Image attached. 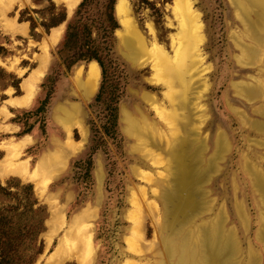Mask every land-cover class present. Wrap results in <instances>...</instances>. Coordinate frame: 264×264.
<instances>
[{
	"label": "rangeland",
	"instance_id": "obj_1",
	"mask_svg": "<svg viewBox=\"0 0 264 264\" xmlns=\"http://www.w3.org/2000/svg\"><path fill=\"white\" fill-rule=\"evenodd\" d=\"M51 1L64 9V29L80 0L68 16L67 0ZM124 1L127 18L143 42L131 50L123 42L129 34L115 17L114 5L112 15L118 26L111 37L95 26L102 20L100 9L91 5L86 13L91 28H96L94 37L107 46L103 95L111 91L116 95V131L107 135L102 128L105 104L94 99L100 73L91 93L86 95L88 86L84 87L87 65L95 61H79L64 71L55 65L63 30L56 41L51 38L61 24L44 32L37 22L47 14L41 17L29 10L42 9L46 0H0V184L8 181L12 191L1 193L0 202L22 200L21 185L31 184L33 197L43 206V229L28 249L33 251L40 243V251L31 264H179L185 256L180 253L183 243L191 247L188 257L194 260L187 264H195L204 251L201 236L204 239L205 231H214L212 224L219 220L221 237H231L235 244L236 264H247L249 259L254 264L252 254L257 264H264V244L255 237L257 233L261 238L264 202L246 169L253 166L264 179V135L251 131L256 130L255 121L264 118V43L253 41L256 32L247 23L250 17L239 11L234 0ZM254 2L247 6L253 8ZM22 8L27 11L24 15L36 20L34 37L28 33V22L17 20ZM249 48L257 49V58L250 62ZM185 62L189 72L183 70L177 77L173 69ZM2 70L19 78L17 91ZM49 74L52 82L46 79ZM35 79L28 103L14 106L15 100L28 96ZM41 83L46 84L43 89ZM48 87L44 111L21 115L33 110ZM243 88H259L262 103L248 101L241 94ZM182 102L188 103L185 111L178 106ZM62 106L72 112L68 121L56 113ZM122 109L136 119L138 113L144 115L142 128L124 131ZM185 114L191 124L187 139L205 146L202 169L213 162L216 141L225 144L200 188L206 205L183 225L176 252V244L169 243L173 230L164 227L168 202L161 196L175 190L171 181L178 172L172 168L169 150L186 133ZM251 116L254 129L247 124ZM23 129L28 131L22 133ZM13 148L19 150L17 156H10ZM43 155L56 156V165L47 172L38 168ZM22 162L25 174L17 169Z\"/></svg>",
	"mask_w": 264,
	"mask_h": 264
},
{
	"label": "bare ground",
	"instance_id": "obj_2",
	"mask_svg": "<svg viewBox=\"0 0 264 264\" xmlns=\"http://www.w3.org/2000/svg\"><path fill=\"white\" fill-rule=\"evenodd\" d=\"M78 1L79 0H67L66 1L67 16L70 15V13L74 9V7H75V5L77 4ZM234 1H235L236 6L238 7L239 11L244 13L245 16L250 17V19L247 20L248 21L247 23L256 32L255 35L252 34L253 41L255 39L258 42V44H263L264 43V0H252V1H255L254 4L252 5L253 8H250L249 6H247V4L248 5L250 4L251 0H234ZM184 5L187 6L186 4H184ZM180 10H181V8H180ZM187 11L188 10H186V12ZM114 14H115V17L119 20V22H121L123 24V27L125 28L126 32H128L127 34H129L127 36L124 35L125 37L123 35H121V37L123 36L122 39H123V42H124L126 48L131 50L137 44H138L139 47L142 46L143 45L142 39H140L138 37V35L135 32V30L132 28V25L130 24L129 19L127 18L129 16L128 15V8H127V5H126L124 0H117L116 1L115 5H114ZM181 18H182V16H181ZM182 20H181V23L184 24L186 21L184 19L183 21H185V22H182ZM62 30H63V23L60 25V27L57 30H55L52 33V37L51 38H52L53 42L56 41L59 38ZM259 32H261V33H259ZM122 49H123V47H122ZM136 53H138V52H136ZM247 55L250 58L249 62L253 61V59L257 58V49L256 48H252V49L249 48L248 51H247ZM134 56L135 55L133 54V57ZM133 61H135V60H133ZM87 68L88 69H87V72H86V80L84 82V87H86V85L88 86L87 87V91H86V95H88L89 93H91L95 89V87L97 85L98 76H99V67H98V65L95 62H90L87 65ZM161 70H163V69H160V71ZM183 70H188L187 72H189L190 66L188 65L187 62H185L183 64V66H181V67H178L176 65V67L173 69V72H174V74H177V77H178V74H180ZM166 72H169V71H166ZM166 72H164V75H165ZM166 75H167V73H166ZM166 75H165V77H168ZM181 76H182V74H181ZM37 81H38V79L37 80L35 79L34 84H33L34 87H32L33 89L31 90V92H29L28 96L25 97V98H20L18 100H15V102H13L14 106L21 107V106H24V105H26L28 103V101H29V99H30L35 87H36V82ZM178 83L180 84V82H178ZM165 84L167 85V83H165ZM235 88H236V85H235ZM260 92L261 91L259 90V88H243V89H241V94L248 101L253 102V103L254 102H258V101L262 103V101H261L262 100V94H260ZM176 98H177V96H176ZM181 98L182 97H180L179 99H181ZM144 101H146V100H144ZM175 101H177V100H175ZM169 102H171V100H169ZM151 104L155 105L153 103H151ZM177 104H176V106H177ZM178 106H179L180 109H183L185 111L188 108V103L187 102H182ZM155 108H157V105H156ZM55 110H57L56 113H58V114L63 116V118H64L63 120H65V121H68V120H66L67 119L66 117L68 116V114L72 113V112L69 111V109H67V108H65L63 106L62 107H57ZM121 112H122L120 114L121 115V119H120L121 120V125H122L123 130L126 131V132H133L134 133V130H136V129L138 130V127L141 126L142 121H145L143 119V118H145V117H143L144 115L142 116L140 113H138V116H137L138 118L136 119L135 115L130 114L126 109H122ZM189 112H188V114H190ZM262 116L264 117V113L262 114ZM248 121H249V123L247 122V124H249L250 128L252 129L253 128L252 116L248 118ZM150 122L148 121L147 123L149 124ZM185 122H187V123L182 125L183 126V132L184 133L186 132L184 137L179 138L177 140L174 139L175 141H174L171 149L169 148L170 149L169 150V154H170L171 158L173 159L172 168L175 167V171L178 172L177 173L178 174L177 177H175L176 175L174 174L175 175L174 176V180L171 181V183L174 185V188H175L176 191L173 190L170 193H165V194H163L161 196L163 200L168 202V203H166L167 204L166 207H169V208H167L168 212L166 213V217L164 218V220H165L164 221V227L166 228V226L169 225L170 228L173 230L171 232L172 236L169 239V243L172 244V247H173L174 244H176L175 245L176 252H178V245H177L178 244V240L177 239H178L179 236L183 235V233H182L183 231L182 230H181L182 232L181 231H176L175 228H174V226L179 221L177 218H179L178 216L181 215L180 214L181 213V208H187V206H188V209H187L188 211L187 212H190V214H192L191 216L189 215V217H188V215L186 216V220L184 222L188 224L190 222L191 218L193 216H197L199 210L203 206L206 205V204L203 205V203H202L204 201L203 190H201L202 186H203V181H205L206 176H209L208 174L213 169H215V167L217 165L216 164L217 160H218V158L221 155L220 153L221 152L223 153V151H221V149L223 148V146L225 144L224 141L222 142L220 139H218V141H216L215 144H216L217 147L215 146V150L213 152V155H214V159L212 160L213 162L209 165V167H207V169H202L201 165L203 163L202 158L204 156L205 146L201 145L200 143L190 142L191 140L187 139V137H186L187 134L190 135L189 134V130L190 129H188V126L191 125V124H189L190 123L189 115L187 116V121L185 120ZM254 127H255L256 130H251V131H255V132L257 131L256 133L258 135H264V118H262L261 120L260 119L256 120L255 123H254ZM140 128H142V127H140ZM144 131L146 132V130H144ZM155 131H156V129H155ZM192 137H195V136H192ZM196 138H198V137H196ZM262 145L264 147V143ZM11 147H13V145L10 146V148ZM7 148H9V147H7ZM165 148H166V146H165ZM10 150H11L10 151V153H11L10 156H12V155L13 156H17V154L19 152V150L17 148H15V149L13 148V150L12 149H10ZM50 155H43V157L40 159V161L38 163V168L40 170H42L43 172H47V170L49 169L50 166L56 165V156L55 155L50 156ZM59 159H60V157H59ZM204 164H206V163L204 162ZM204 166H206V165H204ZM17 169L19 171H21L23 174L28 172L27 168H26V165L23 162H22L21 165H19V168H17ZM246 169H247L249 175H251V177H252L251 179L253 180V182H252L253 183V187H255L257 190H259L261 192L262 197H263L262 201L264 202V179L262 178V175L259 173V171H257L251 165H247ZM34 174H35V172H34ZM27 175H29V174H27ZM190 186L194 187V191H193L192 188H189ZM200 199H201V201H200ZM195 201H197V202H195ZM198 201H200V202L198 203ZM262 204H264V203H262ZM190 206H191V208H190ZM183 217H181L179 219H183ZM220 222H221V220L217 221L214 225L212 224L211 229L214 230V231H211L212 233L208 232V231L204 232V234H203L204 235V239L201 236L202 248H204V251L202 249V253L199 254L200 256L198 255L199 256V261L198 260L195 261L194 262L195 264H236L237 263L235 261L236 259H234L235 254L237 253L235 251V247H234L235 244H234V242H232L233 240H231V237H226L225 238V235L223 236L224 238L221 237V235H220L221 223ZM173 237H174V239H173ZM188 238H189V236H187V240H188ZM261 238L264 240V222L262 224ZM189 241L191 242V240H189ZM197 244L199 245V243H197ZM196 247H198V246H196ZM190 248L191 247L189 245H187L186 243H183V246L181 247V252L180 253L183 255V253L185 252V256H187V257H185V256L182 257L181 260L179 261V264H187L188 263L187 261L193 263L194 260H192L190 257H188L189 253H188L187 250H189ZM176 252H173L172 254L177 256ZM191 254L193 255V253H191ZM174 259H175V257H174ZM249 261L248 262L246 261L247 264H252L251 259H249ZM175 264H177V263H175Z\"/></svg>",
	"mask_w": 264,
	"mask_h": 264
},
{
	"label": "trees",
	"instance_id": "obj_3",
	"mask_svg": "<svg viewBox=\"0 0 264 264\" xmlns=\"http://www.w3.org/2000/svg\"><path fill=\"white\" fill-rule=\"evenodd\" d=\"M46 3L47 5L42 9H29L31 12H38L41 17L44 13L47 14L46 17H43L37 22L44 32H47L52 26L59 23L62 24L65 17L64 9L56 7L51 0H46ZM91 5H95L97 10H101L102 20L95 26L101 27L103 36L111 37L114 29L117 28L118 23L112 15L114 0H80L70 19L65 22L64 31L55 49V55L57 57L55 65L62 66L63 70L66 71L71 65L79 61H95L97 63L100 81L94 99H101L105 104L104 106L107 112L105 113V124L102 125L103 133L112 135L110 130L116 131L114 105V102H116V95H111V93H113L112 91L109 94L103 95L106 91L104 90L106 70L103 58L107 56V46L104 41L101 42L96 40L94 37L97 32L95 30L96 28L93 30L91 28L93 25H90L93 24L92 21L89 19V21L86 20L88 18L86 13L89 11ZM25 12H27L25 8L18 10L17 20L27 21L28 33L34 37L37 35L34 31L36 20L31 15H24ZM2 50L3 47L0 46V53ZM2 73L10 79V85L17 91L20 81L19 78L13 73L3 70ZM56 73L57 72L53 74L54 78L57 75ZM53 77L51 78L49 74L46 79L52 82ZM40 86L41 89H43L46 84L41 83ZM50 91L51 88L48 87L45 91L44 98L37 102L33 110L23 111L21 115L29 116L31 114L42 113L45 108V99ZM111 101H113V105H110ZM15 121L18 122L17 120ZM27 131V129H23L22 133H26ZM87 162L88 165L84 167L85 175L88 174L89 159ZM21 189L24 191L22 200H18L17 197H14V201L12 202H0V264H31L35 254L40 251V243H37L38 245L36 248L34 247L33 251L28 249L37 242L36 237L43 229V206L38 205L37 200L33 197L31 184L21 185ZM1 193L4 195L12 194L11 184H9L8 181H5V185L0 184V194ZM9 197L10 196H7V198H5L8 199ZM37 216L38 218L36 219Z\"/></svg>",
	"mask_w": 264,
	"mask_h": 264
},
{
	"label": "water",
	"instance_id": "obj_4",
	"mask_svg": "<svg viewBox=\"0 0 264 264\" xmlns=\"http://www.w3.org/2000/svg\"><path fill=\"white\" fill-rule=\"evenodd\" d=\"M67 18V17H66ZM66 18L64 19V20H66ZM190 208H191V206H190ZM188 206H187V208H181V215L180 216H178L179 218H181V217H183V219H179V218H177L179 221H178V223L174 226V228H175V230L176 231H181L182 230V227H183V225H185L186 223L184 222L185 220H186V216L188 215V217H189V215L191 216L192 214H190V212H187L188 210Z\"/></svg>",
	"mask_w": 264,
	"mask_h": 264
},
{
	"label": "crops",
	"instance_id": "obj_5",
	"mask_svg": "<svg viewBox=\"0 0 264 264\" xmlns=\"http://www.w3.org/2000/svg\"><path fill=\"white\" fill-rule=\"evenodd\" d=\"M255 237L257 238V241H258V242L261 241V242L264 244V240H262L261 238H259V237L257 236V233H255ZM252 256H253V262H254V264H257V259H256V257L254 256V254H252ZM247 257H248V255H247Z\"/></svg>",
	"mask_w": 264,
	"mask_h": 264
}]
</instances>
